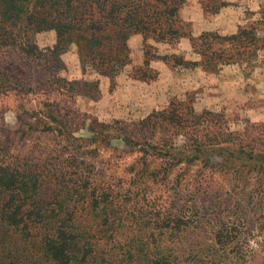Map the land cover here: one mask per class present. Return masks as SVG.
Here are the masks:
<instances>
[{
	"label": "trees",
	"instance_id": "trees-1",
	"mask_svg": "<svg viewBox=\"0 0 264 264\" xmlns=\"http://www.w3.org/2000/svg\"><path fill=\"white\" fill-rule=\"evenodd\" d=\"M187 1L0 0V53L34 63L45 83L58 94H83L97 100L100 77L107 78L112 88L115 78L130 63L128 41L132 36L141 39L143 59L133 62L130 76L145 83L158 76L152 62H161L170 70L201 66L213 71L214 65L230 58V62L237 61L240 49L255 41L253 32L243 28L224 36L214 32L194 36L189 22L182 18ZM198 1L203 12L209 14L228 4L225 0ZM48 31L55 34L53 43L40 46L37 35ZM184 38L199 61L185 60L176 53H157L152 44L176 48ZM72 45L82 74L90 70L93 78L68 79L62 74L66 69L63 56ZM0 88H6L1 93H12L11 97L23 100L39 91L31 80L1 67ZM184 95L171 97L138 120L113 119L106 123L91 117L74 129L54 128L52 132H56L61 147L43 163L10 161L0 155V264H179L169 243L193 228L197 210L186 215L182 208L172 211L168 206L165 217L152 215L159 230L151 233L149 225L143 228L148 219L143 207L137 209L140 218L136 222L141 228H135L133 237L124 243L118 241L122 251H117L115 245L107 250L104 244L114 241L117 234L114 219L109 217L116 214L111 207L110 213H104L103 205L112 206L117 191L94 170L92 162L109 149L132 148L137 154L133 161L134 194L146 192L147 183L165 185L166 180H174L175 185L167 191H172L169 196H177L180 178L188 169L169 181L173 167L180 171L197 166L199 176L205 172L211 176L217 171L225 173L217 169L221 163L214 161L210 153L231 151L230 157L235 151L244 153L245 147L252 144L251 154L257 152L252 157L262 160L263 151L256 149V141H251L246 128L217 125L218 113L209 110L195 115L191 98ZM42 104L53 118V113L59 112L55 105L54 110L48 102ZM85 126L87 137L76 134ZM115 140L122 142L119 148L113 147ZM165 234L168 241H164ZM226 238L227 231L213 229L214 244L222 245ZM120 253L128 258L119 260Z\"/></svg>",
	"mask_w": 264,
	"mask_h": 264
},
{
	"label": "rangeland",
	"instance_id": "rangeland-1",
	"mask_svg": "<svg viewBox=\"0 0 264 264\" xmlns=\"http://www.w3.org/2000/svg\"><path fill=\"white\" fill-rule=\"evenodd\" d=\"M225 1L228 3L226 6L217 13L209 14L203 12L198 0H188L182 9V18L189 22L194 36L202 32L224 36L239 28L252 31L255 41L249 40L251 43L240 49L239 60L230 62V58L223 64L214 65L213 71L204 70L201 66L170 70L161 62H152L158 76L154 81L145 83L130 76L133 62L140 63L143 59L141 39L132 36L128 41L130 63L115 78L112 88L107 78L100 77L101 94L97 100L83 94L73 97L58 94L45 83L34 63L0 53L2 69L27 78L39 87L37 94L24 100L11 97L12 93L5 95L0 92V155L10 161L43 163L53 153H58L61 143L56 132H52L54 128L74 129L88 123L91 117L106 123L113 119L138 120L171 97H183L185 93L191 98L195 115L204 110L218 113L217 125L229 124L231 129L246 128L251 141H256V149H262L261 161L252 157L257 153L251 154L253 144H246L247 151H235L230 157L231 151L229 154L210 153L214 161L221 163L217 169L225 171H217L213 176L206 175L207 168L199 176L197 166L183 167L180 171L178 167H173L169 181L188 169L186 176L180 178L181 189L177 196H169L172 191H167L175 185L174 180L173 183L166 180L164 187L162 184L153 186L147 183L146 192L136 196L133 192L136 185L133 183V161L137 154L132 148L105 151L100 159L92 163L94 170L99 171L117 191L112 206L103 205L104 213H110L111 207L116 214L109 217L114 219L117 234L114 241L104 244L107 250L115 245L117 251H122L119 242L124 243L128 237H133L135 228H141L136 222L140 218L136 216L140 208L144 209V217H148L143 228L149 225V231L156 233L159 229L153 224L152 215L165 217L166 209L172 206V211L175 207L182 208L186 215L191 210H197L193 228L188 229L182 238L169 243V249L176 254L175 263L264 264V0ZM54 39L52 31L37 35L40 46L50 45ZM152 44L157 53H176L185 60H200L186 38L181 39L176 48L169 44ZM63 60L66 69L62 74L66 78H93L90 70L82 74L75 45L64 54ZM43 102H48L54 110L55 106L58 107L59 112L53 113L56 115L54 118L43 107ZM85 129L86 126L76 134L87 137ZM112 143L114 148L122 145L120 140ZM223 153L225 156L221 157ZM197 181L201 182L192 184ZM195 187L198 190H194ZM218 227L228 232V238L222 245L212 241L213 229ZM163 237L164 241H168L166 234ZM117 257H120L119 260L128 258L122 253Z\"/></svg>",
	"mask_w": 264,
	"mask_h": 264
}]
</instances>
